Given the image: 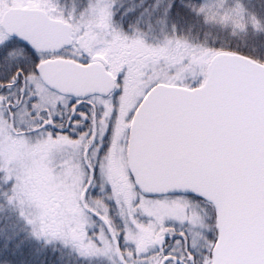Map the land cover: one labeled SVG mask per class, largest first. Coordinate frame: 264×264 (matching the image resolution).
Here are the masks:
<instances>
[{
  "label": "snow or ice",
  "instance_id": "snow-or-ice-1",
  "mask_svg": "<svg viewBox=\"0 0 264 264\" xmlns=\"http://www.w3.org/2000/svg\"><path fill=\"white\" fill-rule=\"evenodd\" d=\"M188 16L264 30L223 0H0V264H264V52L175 63L139 28Z\"/></svg>",
  "mask_w": 264,
  "mask_h": 264
},
{
  "label": "rangeland",
  "instance_id": "rangeland-1",
  "mask_svg": "<svg viewBox=\"0 0 264 264\" xmlns=\"http://www.w3.org/2000/svg\"><path fill=\"white\" fill-rule=\"evenodd\" d=\"M214 4H220L221 0H211ZM84 0L60 1L59 4L66 12L83 8ZM225 8H235L242 5L247 13L255 14L264 22V0H223ZM243 24L246 27H239ZM139 28L148 37L149 45L180 63L199 50L240 49L241 51L255 50L257 55L264 52V30L256 31L250 23V16L243 19L233 17L227 23L219 20L205 22L188 16L178 21L177 30L173 31L171 25H163L153 22L151 27L147 20L140 23ZM149 35V36H147ZM171 41L172 47H164L166 42ZM177 46L188 49L185 55H177ZM255 61V60H254ZM257 62V61H256ZM31 195L40 206L47 210V219L52 224H59L75 215L72 198L69 193L51 182L43 173L34 177ZM0 213H11L6 206L0 207ZM57 257L63 260V264H75V257L66 249H57ZM48 259L54 257L48 254Z\"/></svg>",
  "mask_w": 264,
  "mask_h": 264
},
{
  "label": "water",
  "instance_id": "water-1",
  "mask_svg": "<svg viewBox=\"0 0 264 264\" xmlns=\"http://www.w3.org/2000/svg\"><path fill=\"white\" fill-rule=\"evenodd\" d=\"M251 63H257L256 61H254V60H252V61H250Z\"/></svg>",
  "mask_w": 264,
  "mask_h": 264
},
{
  "label": "flooded vegetation",
  "instance_id": "flooded-vegetation-1",
  "mask_svg": "<svg viewBox=\"0 0 264 264\" xmlns=\"http://www.w3.org/2000/svg\"><path fill=\"white\" fill-rule=\"evenodd\" d=\"M147 36H149V35H147ZM146 37V36H145ZM147 38V41H149V39H148V37H146Z\"/></svg>",
  "mask_w": 264,
  "mask_h": 264
},
{
  "label": "trees",
  "instance_id": "trees-1",
  "mask_svg": "<svg viewBox=\"0 0 264 264\" xmlns=\"http://www.w3.org/2000/svg\"><path fill=\"white\" fill-rule=\"evenodd\" d=\"M60 1H62V0H60ZM64 1H67V0H64ZM232 49V48H231ZM233 50V49H232ZM241 52H244V51H241Z\"/></svg>",
  "mask_w": 264,
  "mask_h": 264
}]
</instances>
